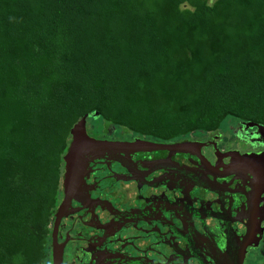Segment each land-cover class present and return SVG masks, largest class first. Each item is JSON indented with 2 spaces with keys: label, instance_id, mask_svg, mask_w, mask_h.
I'll list each match as a JSON object with an SVG mask.
<instances>
[{
  "label": "trees",
  "instance_id": "16d2710c",
  "mask_svg": "<svg viewBox=\"0 0 264 264\" xmlns=\"http://www.w3.org/2000/svg\"><path fill=\"white\" fill-rule=\"evenodd\" d=\"M156 139L264 127V0H0V264H45L83 115Z\"/></svg>",
  "mask_w": 264,
  "mask_h": 264
},
{
  "label": "flooded vegetation",
  "instance_id": "af4514ba",
  "mask_svg": "<svg viewBox=\"0 0 264 264\" xmlns=\"http://www.w3.org/2000/svg\"><path fill=\"white\" fill-rule=\"evenodd\" d=\"M111 127L103 134L86 130L113 144L83 156L55 227L61 264H235L239 257L248 264L249 256L264 255V179L253 175L264 133L226 122L156 139ZM135 141L153 146H131ZM178 143L187 147L173 151ZM63 172L62 166L61 181ZM60 192L45 264H52L62 184Z\"/></svg>",
  "mask_w": 264,
  "mask_h": 264
},
{
  "label": "water",
  "instance_id": "95a60500",
  "mask_svg": "<svg viewBox=\"0 0 264 264\" xmlns=\"http://www.w3.org/2000/svg\"><path fill=\"white\" fill-rule=\"evenodd\" d=\"M86 118L87 115L81 116L76 123L71 127L70 134V142L68 144L67 151L62 157L63 161V176H62V189L64 194V199L58 206L57 212L55 214V222L52 233V264H61V247H57L56 237H55V227L56 224L61 217V215L65 212L67 207V201L71 195L73 187L77 184V179L79 178L80 170L83 168L84 157L90 154L91 150L99 149L103 147H107L112 145L113 143L105 141V140H95L89 137L86 134ZM252 126V125H250ZM137 144L150 145L151 142L145 141H135L131 143V146H136ZM187 147L186 143H178L173 145V151H183V149ZM259 158H253L255 163L257 164V169L255 170L254 180L259 181L260 179H264V155H258ZM235 264H242V257L235 262Z\"/></svg>",
  "mask_w": 264,
  "mask_h": 264
},
{
  "label": "rangeland",
  "instance_id": "374dc122",
  "mask_svg": "<svg viewBox=\"0 0 264 264\" xmlns=\"http://www.w3.org/2000/svg\"><path fill=\"white\" fill-rule=\"evenodd\" d=\"M93 117L94 118H90V117L86 118V130H87V132L89 134H91V132L97 133V134H103L105 127L109 126V125H104L102 120L99 119L98 117L96 118L95 115ZM226 122H230V124L236 129H239V127L241 126V124L239 122H236V121H226ZM109 127H111V126H109ZM125 131L124 130H120V131L115 130V132H119V133L125 132ZM233 135H235V133ZM252 149L258 150L259 146H256L255 144H253ZM257 258H259V259H257ZM248 259L250 260L248 264H264V255L259 256V257H256V255H253L252 258L249 256Z\"/></svg>",
  "mask_w": 264,
  "mask_h": 264
},
{
  "label": "clouds",
  "instance_id": "9594fccd",
  "mask_svg": "<svg viewBox=\"0 0 264 264\" xmlns=\"http://www.w3.org/2000/svg\"><path fill=\"white\" fill-rule=\"evenodd\" d=\"M250 125H252V126H250ZM242 126L245 127L242 130H245V129H247L249 127L250 129L256 130V133H264V127L263 126H259V125L255 124V123H243Z\"/></svg>",
  "mask_w": 264,
  "mask_h": 264
}]
</instances>
